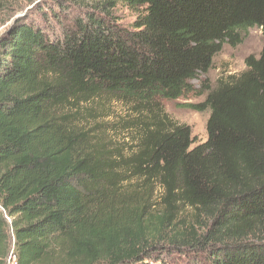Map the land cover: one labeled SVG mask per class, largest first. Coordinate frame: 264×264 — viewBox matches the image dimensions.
I'll list each match as a JSON object with an SVG mask.
<instances>
[{
    "label": "trees",
    "instance_id": "16d2710c",
    "mask_svg": "<svg viewBox=\"0 0 264 264\" xmlns=\"http://www.w3.org/2000/svg\"><path fill=\"white\" fill-rule=\"evenodd\" d=\"M72 1L0 37V264H264V43L183 106L210 112L203 144L176 125L124 155L80 118L192 93L242 32L264 39V0H88L65 23Z\"/></svg>",
    "mask_w": 264,
    "mask_h": 264
},
{
    "label": "rangeland",
    "instance_id": "374dc122",
    "mask_svg": "<svg viewBox=\"0 0 264 264\" xmlns=\"http://www.w3.org/2000/svg\"><path fill=\"white\" fill-rule=\"evenodd\" d=\"M72 1L69 9L58 14L65 23L83 16L85 6L93 4L88 0ZM54 0H2L0 1V37L9 31L18 21L25 19H41L42 12H47L50 22L56 26V18L52 16L48 4ZM42 10V11H41ZM118 22L131 28L137 20L134 10L118 6L113 11ZM243 42L236 48L225 45L223 51L216 56L212 69L192 80L193 92L185 94L176 101L156 99L146 106L120 101H95L83 107V127L94 130L101 135L109 148L130 155L136 152L141 138L147 131L160 129L167 131L176 125H186L195 139L193 147L203 144L208 139L207 123L210 112H197L183 107L186 104H200L205 101L207 93L203 87L216 89L221 82L228 81L246 70L245 60L251 56H259L263 48L261 29L252 28L242 32ZM12 264V258L8 259Z\"/></svg>",
    "mask_w": 264,
    "mask_h": 264
}]
</instances>
